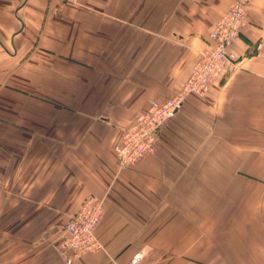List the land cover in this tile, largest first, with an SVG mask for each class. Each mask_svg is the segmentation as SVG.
Listing matches in <instances>:
<instances>
[{
    "label": "crops",
    "instance_id": "crops-1",
    "mask_svg": "<svg viewBox=\"0 0 264 264\" xmlns=\"http://www.w3.org/2000/svg\"><path fill=\"white\" fill-rule=\"evenodd\" d=\"M233 0H0V264H264V0L154 152L122 130L180 90ZM100 247L62 249L87 195Z\"/></svg>",
    "mask_w": 264,
    "mask_h": 264
},
{
    "label": "built area",
    "instance_id": "built-area-1",
    "mask_svg": "<svg viewBox=\"0 0 264 264\" xmlns=\"http://www.w3.org/2000/svg\"><path fill=\"white\" fill-rule=\"evenodd\" d=\"M58 3H76L79 0H56ZM251 0H233L229 9L217 19L209 32L210 44L200 51L189 77L179 91L166 99H153L139 111L133 122L121 132L116 145L118 166L121 169L135 166L146 155L154 152L156 141L164 123L184 105L187 95H202L225 70L238 63V55L231 49L245 27L246 11ZM105 212L103 197L87 195L79 208L64 225L62 249H71L80 255L96 251L100 243L95 230ZM139 255L126 264H136ZM108 264H118L115 260Z\"/></svg>",
    "mask_w": 264,
    "mask_h": 264
},
{
    "label": "rangeland",
    "instance_id": "rangeland-1",
    "mask_svg": "<svg viewBox=\"0 0 264 264\" xmlns=\"http://www.w3.org/2000/svg\"><path fill=\"white\" fill-rule=\"evenodd\" d=\"M157 142V141H156ZM155 148H156V146H155Z\"/></svg>",
    "mask_w": 264,
    "mask_h": 264
}]
</instances>
